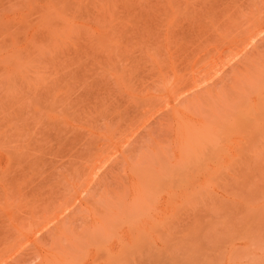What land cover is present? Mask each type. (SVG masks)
I'll return each instance as SVG.
<instances>
[{"label": "rangeland", "instance_id": "obj_1", "mask_svg": "<svg viewBox=\"0 0 264 264\" xmlns=\"http://www.w3.org/2000/svg\"><path fill=\"white\" fill-rule=\"evenodd\" d=\"M0 264H264V0H0Z\"/></svg>", "mask_w": 264, "mask_h": 264}]
</instances>
